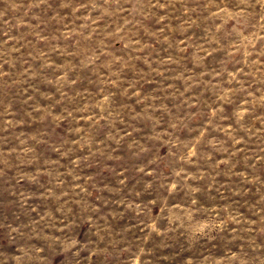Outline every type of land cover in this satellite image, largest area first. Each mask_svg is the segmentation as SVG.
<instances>
[{
    "label": "rangeland",
    "instance_id": "1",
    "mask_svg": "<svg viewBox=\"0 0 264 264\" xmlns=\"http://www.w3.org/2000/svg\"><path fill=\"white\" fill-rule=\"evenodd\" d=\"M0 264H264V0H0Z\"/></svg>",
    "mask_w": 264,
    "mask_h": 264
}]
</instances>
